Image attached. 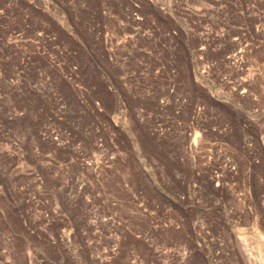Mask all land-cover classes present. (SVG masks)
<instances>
[{
    "label": "rangeland",
    "instance_id": "obj_1",
    "mask_svg": "<svg viewBox=\"0 0 264 264\" xmlns=\"http://www.w3.org/2000/svg\"><path fill=\"white\" fill-rule=\"evenodd\" d=\"M0 264H264V0H0Z\"/></svg>",
    "mask_w": 264,
    "mask_h": 264
}]
</instances>
